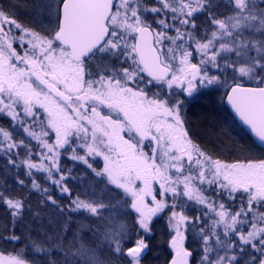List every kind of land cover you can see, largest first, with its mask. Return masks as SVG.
<instances>
[{
  "label": "snow or ice",
  "instance_id": "obj_1",
  "mask_svg": "<svg viewBox=\"0 0 264 264\" xmlns=\"http://www.w3.org/2000/svg\"><path fill=\"white\" fill-rule=\"evenodd\" d=\"M35 7L56 17L53 28L25 26L0 8V118L9 125L0 126V157L22 167L51 204L37 174L69 197L71 210L103 218L101 199H71L67 157L126 194L127 214L135 213L130 227L116 222L102 233L103 242L93 234L95 247L56 235L36 251L63 256L50 264H147L166 216L164 264H264V158L214 160L185 119L187 102L222 89L233 118L264 142V0H226L228 13L217 0ZM0 205L26 227L32 209L22 192L3 186ZM0 264L27 262L0 251Z\"/></svg>",
  "mask_w": 264,
  "mask_h": 264
},
{
  "label": "trees",
  "instance_id": "obj_2",
  "mask_svg": "<svg viewBox=\"0 0 264 264\" xmlns=\"http://www.w3.org/2000/svg\"><path fill=\"white\" fill-rule=\"evenodd\" d=\"M0 6L9 11L23 25L44 26L41 18L34 15L36 11L32 0H0ZM221 97L223 95L217 91L209 92L188 103L185 112L186 127L189 129L193 142L214 160L219 159L224 163H233L245 158H264V151L237 125ZM0 126L9 127L7 120L0 119ZM23 177L15 169L7 167L6 161L0 157V189L7 186L17 194L22 192L24 199L32 209L24 221L25 227L13 224L7 209L0 205V251L5 254L21 255L27 264H50L53 260L63 261V256L57 254L54 247L49 249L51 253L49 256L36 251V245L41 244L45 236L52 239L59 235L61 242H64L71 241L75 234L83 237V240L87 241L90 246L93 234L101 235L103 229L108 228L105 223H102L103 220L99 222L97 218L84 211L76 213L71 210L70 204H45L46 197L34 193L28 186V181ZM18 178L25 180L23 189L16 183ZM83 182V189L79 188L82 192H73V195L82 193L86 198L92 191L102 198L113 195L112 199H109L113 208H116L118 212L126 213L125 208L122 210L125 206L119 202L115 193L110 189L103 187L104 193L102 194V185L94 182L93 186L86 175ZM13 233L21 239L10 242L3 239ZM155 236L157 248L154 249L147 264H164L169 252L167 248L168 227L164 218L157 223ZM42 246L48 247L47 244Z\"/></svg>",
  "mask_w": 264,
  "mask_h": 264
},
{
  "label": "rangeland",
  "instance_id": "obj_3",
  "mask_svg": "<svg viewBox=\"0 0 264 264\" xmlns=\"http://www.w3.org/2000/svg\"><path fill=\"white\" fill-rule=\"evenodd\" d=\"M37 2H38V0H32V3L34 5V7H35V5H36ZM142 3H144L145 5L151 6V5L155 4V0H142ZM217 3H219L221 5V7L218 9V12L228 13V9L226 7H224V4L226 3V0H217ZM35 11L36 12H35L34 15L41 18V20L43 22V25H44L43 28H45V29H51V28H53L55 26L56 17L54 15H51V14H49L47 12H44V11H40L38 13L37 10H36V7H35ZM36 28H40V26L39 27H36ZM209 92H216V90H211L210 89V90H208V93ZM217 92H219L222 95L224 94L222 89L219 90V91H217ZM199 97L196 98V99L191 100L190 102H193V101L199 99ZM190 102H187L186 103V105H185V112H186L187 105ZM0 119H5V118H0ZM33 143H35V142H33ZM61 167L68 168V169H72V178H71V181L69 183V187L72 190V192H77V193L78 192H82L81 189H83V187H84V182L83 181H84V177L86 175V176H88L89 182L92 183V185L94 184V182L97 183V184L102 185V187H101L102 194L104 193L103 192V187H107L108 189L111 190V192L115 193V196H117V198L119 199V202L122 205L125 206V207H122V210H123V208H125L126 213H124V211L118 212L116 210V208H113L112 203L109 200V199H112V196L113 195H108L107 197L102 198L98 194H96L95 196H93V194H94L93 191L91 192V194L89 195V197H86V198L83 197L82 193L75 194V195H73L71 197V199H75L76 196L79 195L80 198L81 199H84V200L101 199L102 202L106 206H108L109 210L104 213L103 218L94 216L95 218H97L99 220V222H101L100 220H103L102 223H105V225L108 227V228H106V230L103 229V232L102 233H104L105 231H111L112 230L111 229V225H113L116 222L123 223V224H125V225H127L129 227L132 225V223L134 222L135 213H131L130 215L127 214V213L130 212V208H129L128 205L125 204V200L126 199H129L126 196V194H123L121 190H113V187L110 186V185H108V184H106V183H101L100 181H101L102 178L96 177L91 170H89V169L86 168V166H84L82 164H79L78 162L71 161L67 157H63L61 159ZM93 167L96 168L97 170H100L103 167V161H102V159L99 158V157H97L95 159V162H93ZM15 170L18 173H20V174H22L24 176L23 178L26 181H28V186H30V188L32 189V187H31V178H29V177H27V176L24 175L23 168L22 167L21 168H16ZM36 179H37V182L40 183L43 188H47L48 189L49 193L52 194L53 199L56 200V204H70L69 197H67L64 194H62L55 185H52L46 179V177H45V175L43 173L37 174L36 175ZM79 188H81V189H79ZM32 190H33L34 193H37V195L42 194L44 197H46V195L43 192H38L35 189H32ZM45 200H46V203L45 204H51V202L47 201V198H45ZM190 204H191V202H190ZM126 206H128V207H126ZM75 212L76 213H79L80 211H75ZM88 214L90 216H93L90 213H88ZM196 215H199V212H197ZM163 218H164V220L167 223V217L165 216ZM169 239H170V237L168 235V240ZM100 240H101V242H103V235L102 234L100 235ZM89 243H90V241H89ZM89 245L91 247H95L96 246L93 241H91V244H89ZM193 247H198V245L194 243L193 244ZM168 251H170V250L168 249Z\"/></svg>",
  "mask_w": 264,
  "mask_h": 264
},
{
  "label": "water",
  "instance_id": "obj_4",
  "mask_svg": "<svg viewBox=\"0 0 264 264\" xmlns=\"http://www.w3.org/2000/svg\"><path fill=\"white\" fill-rule=\"evenodd\" d=\"M226 109L228 110V112L230 113V115L233 118V115L231 113V111L229 110V108L226 106V104L224 103ZM234 119V118H233ZM235 122L237 123V125L251 138V140L261 149L264 151V142H261L257 137H255L254 135H252L251 133H249L248 129L246 127H243L239 124L237 119H234Z\"/></svg>",
  "mask_w": 264,
  "mask_h": 264
},
{
  "label": "flooded vegetation",
  "instance_id": "obj_5",
  "mask_svg": "<svg viewBox=\"0 0 264 264\" xmlns=\"http://www.w3.org/2000/svg\"><path fill=\"white\" fill-rule=\"evenodd\" d=\"M0 8H4V7H2V6H0ZM5 9V8H4ZM6 10V9H5ZM7 11V10H6ZM7 12H9V11H7Z\"/></svg>",
  "mask_w": 264,
  "mask_h": 264
}]
</instances>
